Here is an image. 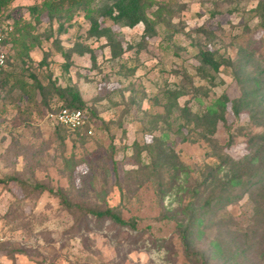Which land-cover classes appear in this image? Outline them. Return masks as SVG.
Segmentation results:
<instances>
[{"label": "rangeland", "instance_id": "1", "mask_svg": "<svg viewBox=\"0 0 264 264\" xmlns=\"http://www.w3.org/2000/svg\"><path fill=\"white\" fill-rule=\"evenodd\" d=\"M151 1L133 28L108 16L117 0L1 13L0 264H264V182L230 188L229 169L214 172L264 136V0ZM69 87L84 130L46 119ZM109 208L128 225L93 215Z\"/></svg>", "mask_w": 264, "mask_h": 264}, {"label": "trees", "instance_id": "2", "mask_svg": "<svg viewBox=\"0 0 264 264\" xmlns=\"http://www.w3.org/2000/svg\"><path fill=\"white\" fill-rule=\"evenodd\" d=\"M15 0H0V15L1 13L8 9L9 6L14 2ZM92 0H57V3H52L51 6L49 5V8L52 9L55 6L61 7L64 4H67L70 7H75L80 5L83 2H89ZM57 4V5H56ZM152 6L151 0H117L115 3L114 9L111 10V12L108 14V16L116 23L121 24L127 27H135L138 24L142 22H146V9ZM259 15L261 18L260 26L264 28V3H260L259 8ZM115 14V15H114ZM92 22V30H96L100 32V25L98 24V21L94 18H91ZM19 34L21 30H16ZM13 36V35H12ZM23 36V34H22ZM9 40V39H8ZM11 43L14 44L16 49L22 53V55H28L27 50L23 48L26 46V36L24 38H18L16 39L13 36V39L10 40ZM9 43V41H8ZM4 45H6V41H4ZM29 56V55H28ZM197 57L199 58L200 63L211 69L212 71L218 73L220 72L222 66L224 65V62L222 60H219L212 52L210 51H200L197 54ZM11 58L8 57V66L10 63ZM7 70L3 74L2 82L0 83V86H3L5 81V75ZM213 81V79H212ZM39 88L44 91L45 88L43 85H40ZM60 97L63 99V102H65V106L58 109V110H51L50 112H58L62 109H70V110H82L87 107L86 101L83 99L81 93L72 88L69 87L64 90V94H60ZM231 103L230 99L227 95H224L220 99V108L219 110L225 112L229 108V104ZM232 110L235 112V114H239L240 112V101H233L232 102ZM61 127L64 129L69 130L66 127L62 126H56ZM86 126L83 129L75 130L80 131L84 130ZM72 131V130H69ZM88 131L86 130V133ZM250 153L244 155L242 158L235 160L233 156L228 157H222L220 164L215 168L214 172L217 173L216 176H221L223 173V170L228 168L227 171V177H230V183L232 188V185H240V186H246V187H252L255 184H261L264 182V136L257 138L253 141ZM235 171L236 174H235ZM225 174V173H224ZM37 190L41 193H43L46 190V187L44 186H38ZM226 190H223L221 193L215 194L214 198H224L222 197V194H224ZM234 197L233 193H228V195L225 197V199L232 200ZM213 199H209V202L206 203L204 206L205 212L209 209V207L213 204ZM114 208H109L106 211L102 212H94L93 215L98 218H110L113 222L125 227L128 225L127 222H125L122 217L114 211ZM132 227L135 229V225L132 224ZM182 239L185 241L187 239V234L180 233Z\"/></svg>", "mask_w": 264, "mask_h": 264}, {"label": "built area", "instance_id": "3", "mask_svg": "<svg viewBox=\"0 0 264 264\" xmlns=\"http://www.w3.org/2000/svg\"><path fill=\"white\" fill-rule=\"evenodd\" d=\"M4 39L0 35V83L2 82L3 74L7 70L8 66V54L4 50ZM46 119L49 120L54 126L66 127L69 130L75 131L83 129L86 122V115L82 110H70L62 109L58 112H48ZM90 135L93 134L92 130L88 131ZM5 239L2 234H0V249L3 245Z\"/></svg>", "mask_w": 264, "mask_h": 264}]
</instances>
